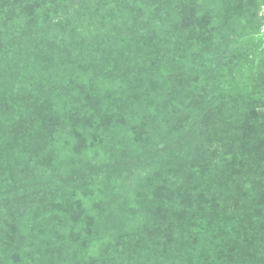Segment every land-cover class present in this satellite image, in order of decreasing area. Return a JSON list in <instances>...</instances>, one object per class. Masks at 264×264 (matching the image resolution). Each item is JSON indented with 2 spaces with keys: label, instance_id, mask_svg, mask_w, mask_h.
<instances>
[{
  "label": "trees",
  "instance_id": "obj_1",
  "mask_svg": "<svg viewBox=\"0 0 264 264\" xmlns=\"http://www.w3.org/2000/svg\"><path fill=\"white\" fill-rule=\"evenodd\" d=\"M256 1L258 7L264 2ZM243 5V0H0V188L12 172L18 191L25 192L20 185L32 180L64 185L71 166L118 152L122 139L114 138L116 130L126 137L122 141L139 136L144 141L159 125L161 132L170 128L186 141L196 119L206 128L208 148H216L192 170L168 162V151L156 161L149 156L127 187L120 185L122 174L106 182L92 178L88 190L65 196L68 202L57 210L38 204L11 208V214L0 208V264H59L58 253L76 239L86 243L84 252L97 243L96 252L79 264H230L231 243L245 257L239 264H264V206H259L264 165L256 163L262 180L255 178L252 189L242 191L246 195L233 175L234 168L243 173L249 167L248 160H238L247 154L238 145L248 149L256 136L264 138V38L257 34L264 19ZM132 29L156 45L183 48L185 55L173 52V58L185 60L190 73L191 91L183 95L169 94L168 84L154 76L151 91L139 96L142 116L119 107L130 96L120 93L116 77L102 87L121 98L117 106H102L93 94V80H103L110 70L102 49L112 41L120 48L117 38ZM31 109L40 123L36 131ZM184 116L189 120L179 129ZM143 118L153 127L143 130L137 122ZM188 143L186 154L194 147ZM236 193L242 206L231 209ZM157 196L165 217L156 211ZM232 210L252 213L258 232L238 236L240 220L228 224ZM176 214L185 217L179 225ZM186 218L191 222L185 224ZM118 234L127 247L115 250Z\"/></svg>",
  "mask_w": 264,
  "mask_h": 264
},
{
  "label": "rangeland",
  "instance_id": "obj_2",
  "mask_svg": "<svg viewBox=\"0 0 264 264\" xmlns=\"http://www.w3.org/2000/svg\"><path fill=\"white\" fill-rule=\"evenodd\" d=\"M243 3L244 8L248 9L251 7V10H257L258 16L263 17L264 19V2H262L259 7L256 0H243ZM257 31V34H261V36L264 38V21L263 24H261V27L257 28ZM117 40L122 41L123 43L120 48H117V45H114L115 41H112L110 45L102 49L104 55H106L111 61V63H109L111 64L109 66L110 70L108 73H106L107 77L103 80H93V94L101 100L100 104L102 106L103 102L107 105L114 102V106H117L119 101H121L120 97L115 96L112 91H109L110 88L107 89L106 87L105 89L102 87V85H104V80L111 79L113 77H116V81L122 84L118 88L120 93L130 96L129 99H126L119 104L120 108L125 107L128 110L130 116L143 112V103L139 96L146 95L149 93V91H151V83H153L154 76L158 77H155L154 81L159 82L160 84H168V88H171L168 89L169 94L172 92H177L179 95H183V93L191 91V87H189L190 73L187 72L188 70L186 71V61L181 60L178 63L177 60L173 58V52L177 54V57L182 55L184 56L185 50L183 48H180L179 50L171 49V46L164 41H162L161 44L156 45L150 38L146 36V34L143 32L134 31L133 29L130 31V33L119 36ZM65 53L69 54V50L65 49ZM163 66L166 67L164 69L158 70ZM165 70H168L169 72L167 76L164 73ZM170 83L173 84L170 86ZM114 84L115 82L112 83V87H114ZM152 87H154V84ZM157 87L161 88L159 85H157ZM156 90L158 92H162L158 89ZM88 94L90 95L91 92H88ZM180 98L182 97L179 96V99ZM218 98H221L220 92H218ZM34 111V109H31L30 111L28 110V112L31 113V120L34 123L33 131H36V128L40 129V123L39 121L37 122V116L34 114ZM142 115L144 114L142 113L140 116ZM184 115L187 116L185 113ZM185 116L180 123H175L179 129L182 127L185 128V125L187 124L186 122L189 120V118H186ZM257 117L261 118L262 115ZM122 119L124 118L119 116V121ZM114 120H117L116 116L114 117ZM108 121L110 122L109 118ZM137 122H139L140 126L143 127V130H147V126L149 125L150 127H153L150 119L148 120L143 118ZM168 128L169 127L166 129ZM188 128V131L186 130L187 132L185 133L186 141L180 139L182 136L179 133L173 134V131L170 128L167 132H161V127L159 125L154 127L151 136L143 139L144 141L141 140L140 136L134 141H122L127 140L126 137L118 135L116 130V132H114V138L116 140L122 139L120 142H116L119 143L118 152L112 151L107 154L104 159H102V157L97 159V161L93 158L86 159L85 163L80 165L78 163L77 166L74 167L71 166L70 172L68 174L70 178L67 177L64 180V185H57L55 179H53V177H57V175H53L52 179L54 184L49 183V181L45 182L44 180H32L25 185L26 187L20 185V188L22 186L21 189L25 190V192H22L17 190L18 182H16L14 173L12 172L8 175L10 176V179L7 186L0 188V208L4 209L6 212L9 210L8 213L11 214L14 212L12 210L13 208L14 210H18L17 208L19 207L20 209L24 210L30 208L32 205L38 204H40L42 207L48 206L50 211L57 210L61 208L62 204L68 202L64 200L65 196L69 197L75 194L80 196L81 193L85 191V189L88 190L87 184L92 178H95L101 182H106L109 181L113 174L114 176L122 174L123 179L120 182V185L122 184L127 187L131 184L133 172L138 169H142L140 165L143 162L148 163L147 160L149 156L151 157V160L155 159L154 161H156L157 156L165 151H168V162L172 160L174 161L172 162L173 164H185L187 169L192 170L191 168L194 166H199L204 159H211L214 156L213 150L215 153L216 148H208L210 139L208 138V133L204 131L206 128L205 126L197 123L196 119ZM242 139H245V137ZM255 139L257 141L252 140L248 149L242 147L243 145H238L240 149L247 152L246 156H239L238 160H248V165L246 166H249L248 168H245L246 171L243 173H240L235 168V171L233 172V175L242 181L240 184V193L243 195L246 194L242 193V191L248 193V188L252 189L255 178L257 179L258 184L262 180V173H255V169L256 163L258 162L264 165V138L256 136ZM190 141L194 147L192 146L189 153L186 154V146ZM148 144L150 146H148ZM146 145L148 147H146ZM140 147H146L148 151L145 149L140 154L138 150ZM20 166L21 165H19V167ZM236 172H239L240 174H237ZM185 176L188 177V174L185 173ZM117 182L119 184V180ZM236 194L238 195L231 194L234 197L232 202L229 204L231 209H237V207L239 208L242 206L243 200L241 199L239 193ZM76 199L79 198L76 196ZM156 201L157 213L162 214L161 217L168 215L166 207L162 206L164 201L162 202L159 196L156 197ZM262 202V200H259V206L263 207L264 205L262 204L264 203ZM224 209H226V207H222L220 209L221 212ZM226 214L228 215L229 211H227ZM175 216L177 217L175 219V223L177 225H179V223L185 219L184 214H176ZM187 217H191V215H188ZM230 219L231 222H228V224L233 223L236 220H240L238 221L239 224L236 225V231H239L238 236H244L246 234L251 235L253 234L254 230L255 232H258V230L253 229L254 226L257 225V222L254 220L252 213H248V210H241L240 212L232 210ZM13 220L15 221L16 218H13ZM184 222L187 224L188 222H191V220L190 218H186ZM258 225H260L259 220ZM83 239L87 240L88 237H83ZM94 245H91L93 247H91L90 250L84 252L83 248L86 246V243L76 239L74 243L72 242L69 244V246L67 245L64 249L62 248L56 258L60 260L59 264H79L80 261L84 259L85 255H88L91 252H96L97 247ZM118 247H127L123 245L119 234L114 237L113 244V248L115 250H118ZM229 249V259L234 254V257H232L234 259L233 263L230 264H239L240 260H245V257L235 248L233 243L229 244Z\"/></svg>",
  "mask_w": 264,
  "mask_h": 264
}]
</instances>
